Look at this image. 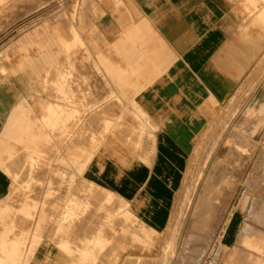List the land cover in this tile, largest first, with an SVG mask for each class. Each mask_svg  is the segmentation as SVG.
I'll return each instance as SVG.
<instances>
[{
	"label": "rangeland",
	"instance_id": "374dc122",
	"mask_svg": "<svg viewBox=\"0 0 264 264\" xmlns=\"http://www.w3.org/2000/svg\"><path fill=\"white\" fill-rule=\"evenodd\" d=\"M18 1L21 7L0 0V96L5 90L11 102L20 98L30 123L19 128V140L6 139L12 150L0 163L10 182L4 199L14 220L9 237L19 240L22 250L14 263L160 264L154 255L160 240L166 264H261L264 225L253 213L264 207V141L254 135L253 113L239 114L254 90L248 84L262 74L260 64L253 63L245 84L229 99V110L205 101L204 112L194 114L201 118L184 121V127H200L191 136L193 144L172 193L173 215L161 235L154 230L147 235L141 207L149 195L138 204L135 200L141 197L142 181L155 178L159 158L167 151H154L157 124L133 101L136 85L146 82L144 73L132 69L134 57L126 50L117 54L119 43L126 47L127 41L118 36L127 25L97 23L93 9L85 7L95 0ZM256 10L244 8L248 15ZM23 72L31 74L32 87L17 82ZM112 74L120 77L119 84ZM58 82L62 87L57 92ZM52 108L60 111L57 119ZM90 154L95 159H88ZM155 157L153 170L149 165ZM114 165L123 172L128 190L111 182ZM211 177L215 185L200 200ZM236 211L239 224L224 242ZM176 220V256L171 258L173 251L163 248ZM246 225L251 236L244 239ZM193 227L197 242L185 260L183 242Z\"/></svg>",
	"mask_w": 264,
	"mask_h": 264
},
{
	"label": "crops",
	"instance_id": "0c3cea01",
	"mask_svg": "<svg viewBox=\"0 0 264 264\" xmlns=\"http://www.w3.org/2000/svg\"><path fill=\"white\" fill-rule=\"evenodd\" d=\"M10 1L22 6L21 1ZM85 7L93 9L97 23L127 25L118 36V40L127 41L126 47L119 43L117 54L126 50L127 55L134 57L132 69L144 73L146 82L136 85L138 94L133 101L157 124L152 132L154 151L170 152L172 167L177 166V153L182 147L191 148V136L200 127L199 123L184 127V121L201 118L194 114L204 112L205 101L213 103L209 96L229 110V99L243 87L255 61L262 74L250 81L255 83L254 90L239 114L244 110L253 113L257 128L254 135L259 134L264 141V0H95L94 5ZM247 7L257 10L248 15L244 11ZM112 76L119 84L120 77ZM4 91V97L0 96L2 164L11 153L12 146L6 139L18 128L17 108L22 105L20 98L11 102V94L5 95ZM188 100L193 103L190 107ZM162 111L170 116L162 115ZM243 119L241 116L240 124ZM156 157L149 165L153 170ZM8 189L10 182L0 165V264H15L16 258H22L19 240L9 237L14 220L9 217L10 204L4 200ZM253 215L264 225V207ZM250 236L251 228L246 225L243 238ZM261 237L264 239V235ZM227 239L224 236L223 241ZM261 252L264 256V249Z\"/></svg>",
	"mask_w": 264,
	"mask_h": 264
},
{
	"label": "bare ground",
	"instance_id": "6f19581e",
	"mask_svg": "<svg viewBox=\"0 0 264 264\" xmlns=\"http://www.w3.org/2000/svg\"><path fill=\"white\" fill-rule=\"evenodd\" d=\"M73 35H74V38L76 40H80L77 32H75L74 30H73ZM80 42H81V40H80ZM16 78H17L16 80L19 84H21L25 88H28V85H29L28 82L32 77H31V74H29L27 72H23L21 74H18V76ZM31 84L32 83H30V85H29L30 87H32ZM254 84L255 83H249L248 89L253 90ZM33 86H36V84H34ZM61 87H62V84L60 82H58L56 84V87H55L56 91L57 92L61 91L60 90ZM209 98L213 101V99L210 96H209ZM240 100L242 101L241 98H240ZM19 101L22 103L21 99ZM213 102L217 103V101H215V100ZM17 109L19 110V113H20V120H19L18 128H16V130H14V133L11 137L14 140L20 139V131L21 130H19V128L20 127L22 128V126H23V128H25V127L28 128L29 124H30L28 122V118L26 117V114L24 112L23 103H22V105H19ZM238 110L239 109L237 107V109L235 111H232V114L225 121V124H226L225 128L229 125V123L231 122L230 120L235 116V114ZM51 112H52L53 116L55 115V119H57L61 115L60 111L58 109H55V108H52ZM221 134H222V132H221ZM219 137H221L220 134H219ZM215 148H216V146H214L213 150ZM189 151H190V148H188L187 146H183L181 152L177 153V158H178L177 160L179 163L175 162L177 165L176 167H172L173 162L171 161V157L167 153L168 151L165 152V154H162L159 158L160 164L158 163V167L155 170L156 171L155 178L153 176V177H149L147 180L142 181L143 185H142L141 193H140L141 197H140V199L135 200V202H136V204H138L139 201H141V198L144 200L145 197L147 196V194L149 195L146 197L147 200H145L144 206L141 207L142 208V212H141L142 213V223H143V226L145 228L147 235H148V231H150V230H154L158 234L162 233V231L166 228V226L168 224V219H170L169 216L171 217L173 215L172 214L173 211L171 210V207H170L171 201H172V193L178 187L179 177H180V174L183 170V160L185 159V157L189 153ZM93 158L95 159V157L92 154L88 155V159H93ZM180 160H181V163H180ZM112 169H113L112 172L114 174V180H112L111 182L117 186V189L118 188L123 189L124 191L128 190V188L125 189L123 187V181H122L123 180L122 177L124 176L123 172L119 169V167L117 165H114L112 167ZM89 171H90V169H89ZM133 172H134V170L131 171V173H133ZM159 175H160V177H159ZM161 178H163L164 180H160ZM214 185H215V179L213 177L209 178L204 184L203 193L201 195V198H199V199L200 200L204 199L206 196L210 195L211 189ZM129 192H130V190L127 193H129ZM128 200H129V198H127L126 201H128ZM238 219H239V214L236 211V212H234V215L232 216V218L229 222V225L227 226V228L225 230L226 231L225 232L226 238L229 237L230 234H233L235 232L236 227L238 225ZM174 222L175 223H174L173 231L166 238V240H165L166 245L163 248V250L165 248H167V250L173 251V248L177 244V243L175 244V242L177 240V232L176 231H178V229H177L176 225L178 224V220H176ZM194 228L195 227L192 228L189 235L184 239V242H183L184 243V252L182 255V259L188 260L189 258H191L192 247H194L195 243L197 242V237H196L197 234L195 233ZM111 236L113 238H117V237H114L113 235H111ZM136 236H137V239H140L138 235H136ZM87 241L88 242L90 241V237L87 238ZM87 241H86V243H88ZM159 241H157L158 246H156V248H155L156 250L154 251L155 252L154 255L156 257H158V259H159L158 263L166 264V262L168 261V259H167L168 257L166 258V250H164V253L160 252V250H161L160 245L161 244ZM141 242H143V243L147 242L148 244H152L151 240H146V238H142ZM84 253H85V256L89 255V251L86 249H85ZM175 256H176V250L172 252L171 258H173ZM149 259H153V258L150 257ZM130 260L132 261L133 259L131 258ZM145 261H147V260H145ZM154 261H151L150 263H154ZM156 262H157V260H156ZM139 263H141V262H138L137 264H139ZM150 263H148V264H150Z\"/></svg>",
	"mask_w": 264,
	"mask_h": 264
}]
</instances>
